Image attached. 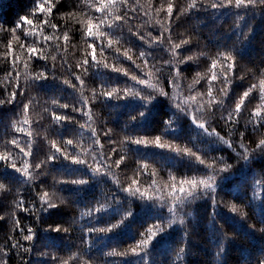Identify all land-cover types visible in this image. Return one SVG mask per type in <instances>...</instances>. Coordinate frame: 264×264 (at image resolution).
I'll use <instances>...</instances> for the list:
<instances>
[{
	"label": "snow or ice",
	"instance_id": "6c2138e0",
	"mask_svg": "<svg viewBox=\"0 0 264 264\" xmlns=\"http://www.w3.org/2000/svg\"><path fill=\"white\" fill-rule=\"evenodd\" d=\"M59 2L33 0L34 8L20 15L15 24L6 27L0 22V32L10 36L5 58L10 63L6 80L11 89L5 87L0 108L15 106L16 116L21 117L4 125L7 131L3 135L10 134L11 138L4 141L0 150V207L12 197L10 210L0 214V222L8 226L0 244V264H10L13 257L15 264H98L101 260L109 264L110 257L120 258L119 264H154L153 249L175 227L183 230L184 246L176 252L179 261L186 253L188 224L194 217L189 209L198 201L209 205L218 257L230 241L256 233L264 240V200L257 226L247 223L245 208L253 207L251 200L244 204L239 193L231 200L220 195H231L232 182L246 173L253 160L264 159V78L259 80L258 89L256 84L242 92L233 87L250 74L256 75L255 70L239 64L238 45L249 39L256 18H264V0H187L181 6L175 0H160L158 6L152 0H148L147 6L140 0H95L94 4L84 0L87 10L65 13L61 17L66 21L64 25L52 19ZM226 10L234 16L236 43L217 46L214 55L197 51L184 56V51L198 49L200 40L188 29L174 32L178 22L196 13L214 16ZM69 19L81 25V40L86 45L79 49L80 57L74 64L69 56H75L77 49L71 43L74 33L67 23ZM125 29L127 38L117 35ZM132 37L144 47L134 51ZM14 42L20 55L13 52ZM97 49L103 59H97ZM106 53L114 55L112 63ZM201 57L210 62L208 75L197 73L185 95L184 71L191 67L189 62ZM125 61L131 62L133 68L124 67ZM34 63L39 67L30 73L28 69ZM101 67L116 76L100 79L97 86L89 87L91 70ZM95 75L100 77L99 72ZM121 76L127 80L118 83ZM259 76L264 77V69L259 70ZM202 80L206 90L198 91ZM51 81L60 83L62 93L68 89L71 92L53 97L54 108H43L49 114L50 128L44 129L42 139L49 144V150L40 158L34 151L40 133H34L33 124L41 126L45 117L31 119L30 112L38 101L28 93ZM253 99L258 103L249 111L248 104ZM120 101L132 104L121 130L125 135L117 139L115 130L93 112V106L99 102L114 110L124 106ZM155 104L173 110L171 118L164 121L165 131L177 120L186 118L197 134L207 139V148L165 142L160 135H137L132 125L143 124ZM73 126H78L76 138H65L61 129L67 131ZM49 135L59 139H49ZM130 145L137 146L132 149L138 154L136 166L133 175L121 182L120 171L122 166L128 167ZM149 147L166 150L176 164L186 162L191 173L178 175L168 171L167 181L158 182L160 170L153 167L149 171L147 158L138 151ZM90 184L110 185L103 193L106 202L97 200L71 222L52 215V210L62 211L71 203L73 193L67 191L69 188L78 193ZM137 201L152 214L153 223L143 231L131 232L137 217ZM221 208L227 212L222 214L218 211ZM20 214L32 217L33 222L22 225ZM237 217L244 223H239ZM77 224L79 235L73 237ZM226 225L233 230L231 236ZM119 233L133 241L123 250L109 243ZM246 264H264V246L254 258L246 259Z\"/></svg>",
	"mask_w": 264,
	"mask_h": 264
},
{
	"label": "trees",
	"instance_id": "16d2710c",
	"mask_svg": "<svg viewBox=\"0 0 264 264\" xmlns=\"http://www.w3.org/2000/svg\"><path fill=\"white\" fill-rule=\"evenodd\" d=\"M39 2V0H36ZM90 3H95V0H89ZM153 4L158 6L160 0H152ZM187 0H175L178 6L184 5ZM141 4L147 6L148 0H140ZM34 8L33 0H0V22H4L5 26L13 25L18 20L20 15L28 14L29 10ZM87 10V5L84 0H60L57 5V9H54L52 14L53 22L64 25L65 19H61L65 13L76 12L80 13L81 10ZM39 15V14H38ZM175 16V10H174ZM80 19H84L80 16ZM234 16L231 11H225L222 13H215L213 16L209 13H196L195 15L189 16L186 19H181L178 22V26L174 28V32L183 33L185 29L190 30L195 33L199 40V48H192L191 51H184L183 55H191L193 52L205 51L209 55H214L217 50V46H232L236 43L237 34L233 29ZM252 20V16L249 15L248 21ZM248 21L244 22V26H247ZM69 26L73 29V39L71 43L76 46L77 51L75 56L70 55L69 60L73 64L75 60L80 57L79 49L86 47L84 41L81 40V33L79 31L81 25L75 22V19L67 20ZM151 30V29H149ZM46 31H50L46 29ZM117 35H124L126 38L128 36L127 30L125 29L123 33H117ZM10 36L5 35L0 32V96L4 95L5 87H9L6 80V73L10 70V63L5 58L7 54V42ZM133 41V50L138 51L141 47H144L142 42L135 37L131 38ZM178 42V41H177ZM128 46V45H125ZM206 46V47H205ZM73 49L70 48V53ZM13 52L20 55V50L16 47L15 42L13 43ZM163 55V53H158ZM108 56L109 63L113 62L114 55L106 53ZM238 55L240 60L239 64L246 66L248 69H253L256 71V75L253 77L249 76L243 83L237 81L233 87L236 91L242 92L250 84H256L257 89L259 87V80L264 77L259 76V70L264 69V18H256L255 28L249 39L238 45ZM97 59H103L99 56V49H97ZM191 67L184 71V79L182 80V90L184 94H187V87L192 83L193 77L200 73L203 76L208 75V67L210 62L204 58H199L196 62H189ZM124 67L130 69L133 68L131 62L125 61ZM39 67L38 64H33L28 71L34 72ZM23 73V69H21ZM99 72L100 77H96V73ZM92 75L89 77L87 84L89 87L97 86L100 83V79H111L116 76L115 73H111L109 70H104L102 67L100 69H92ZM137 74H139L137 72ZM127 80L126 77H120L118 83H122ZM23 82V75L21 77ZM129 83H131L129 81ZM168 88V85H164ZM170 90V89H169ZM198 91H205L204 81H201L200 85H197ZM61 85L58 81H51L48 83H42L39 90H30L28 95L36 96L38 105L30 112V117L32 120H38L41 116L45 117L40 121V125L33 124L34 133L38 131L39 136L36 137V144L34 146V151L37 156L42 158L43 154L49 150V144L45 142L42 137L46 134L44 129L50 128V120L48 119V113L43 112L44 107L54 108L51 103L53 97H58L61 95L67 96L71 92L68 89L67 92L62 93ZM254 96L257 95L256 92L253 93ZM20 98L19 96L17 97ZM112 104L117 102L112 101ZM120 104L124 106L121 108H116L114 110L105 108L104 105L97 102L93 106V112L99 113L100 116L108 121V127H112L117 133V139L123 138L125 133L122 130L124 123L128 118L129 105L132 104L131 101L123 102ZM258 103L257 99H253L251 103L248 104V110L255 108ZM138 107V105H137ZM15 106H9L7 108H0V150H3V143L5 140L10 139L11 135H3L7 130L4 125L10 124L14 119H21V117L16 116ZM172 109L165 107L164 104H155L150 112L148 113L143 124L134 123L132 128L136 131L137 135H147L150 138H154L156 135H160L162 140L165 142L178 143L181 146L187 145L192 147L193 145L200 148H207V139L203 136L197 134V130L194 129L190 122L185 119L177 120L172 128L165 131L164 121L171 118ZM59 114V113H58ZM247 116V111L245 112V117ZM243 123V121H242ZM20 126V125H18ZM54 127V126H53ZM219 130V129H218ZM64 133L65 138H76L78 132V126H73L69 130L65 131L61 129ZM49 139H59L55 135H49ZM107 147V146H106ZM129 156L130 159L126 162L128 164L127 168H123L120 171L121 182H125L126 177L133 175L135 169V161L137 153L132 151L137 146L130 145ZM139 153L144 155L147 159L145 162L149 163V171L153 167L159 169V175L157 177L158 182L167 181L168 171H173L178 175H183L185 172L191 173V169L187 166L186 162H180L176 164L175 161L171 159V154L166 150L156 149L154 147L141 148L138 149ZM175 165V167H174ZM55 173H53L54 175ZM52 178L48 177V183L51 184ZM110 185L108 184H90L81 192H76L74 189L69 188L67 191L73 193L71 197V203L63 208L62 211L52 210V215L56 218H61L65 221L71 222L74 218L79 219L80 214L88 210L89 207L95 205L97 200L101 202L104 201L103 193H105ZM25 190V189H22ZM231 195H226L221 193L220 195L226 200H231L233 196L238 193L242 196V202L247 204L250 200L253 203V207L245 208L248 212L247 223L257 224L258 217L261 213V201L264 200V159H255L248 166L246 173L240 175L236 180L232 182L230 188ZM253 193L255 194V199L253 200ZM67 195V193H65ZM12 197L10 196L7 201L4 202V207H0V214H3L5 210H10ZM238 203L241 201H237ZM137 209V217L131 228V232L143 231L145 227L153 223L151 218L152 214L144 209L142 202L137 201L134 204ZM194 213L193 219L188 224V231L190 233L189 239L186 245V253L182 259L178 261L176 252L179 247L184 246L181 243V236L183 230L179 227H175L170 233L165 235V239L160 243L156 244V247L152 251L151 259L154 264H246V259H252L258 254L259 249L264 246V240L261 239V235L256 233L255 236L248 238H239L234 241H230L225 245V252L221 256L216 255L217 251V238L214 234V226L212 225L210 219V208L206 201H198L189 209ZM222 214L227 212V209H218ZM21 222L23 224H31L33 222L32 217H25L20 214ZM106 218V217H105ZM239 223H244L239 220ZM87 221L85 220L84 223ZM46 227L47 225H42ZM65 226H68L65 224ZM79 227L77 224L73 228V237L79 235L76 230ZM8 229L7 225L0 222V244L3 243L4 234ZM226 230L229 235H232V228L230 225H226ZM113 247H117L119 250H123L133 243L131 239L124 233H119L114 235L112 240L109 242ZM120 258L110 257L108 258L109 264H119ZM10 264H15V258L10 260ZM98 264H103V260L98 261Z\"/></svg>",
	"mask_w": 264,
	"mask_h": 264
}]
</instances>
